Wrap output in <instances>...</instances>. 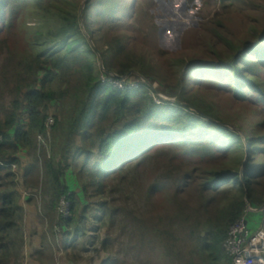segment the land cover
<instances>
[{"label": "rangeland", "instance_id": "374dc122", "mask_svg": "<svg viewBox=\"0 0 264 264\" xmlns=\"http://www.w3.org/2000/svg\"><path fill=\"white\" fill-rule=\"evenodd\" d=\"M44 1L45 9L51 13L71 7L78 13L82 33L100 53L97 60L100 70L104 67L101 55L110 50L107 42L114 43L124 37L126 53L138 61L125 77L147 81L149 95L155 102L158 96L167 99L160 104L156 102L157 105L171 102L176 107L186 105L195 113L206 111L216 118L214 122L218 126L238 132L247 142L251 134L250 142L254 146L257 133L264 137V126H260L264 119L256 117V106L237 102L233 92L221 87L223 83L233 85L237 79L215 70L199 76L188 71L193 63H210L211 70L218 64H230L235 47L247 48L262 37L264 0H139L135 18L117 27L111 25V20L104 19V23L96 15L97 5H91L90 32L84 12L91 0ZM42 9L38 0H12L8 8L9 15L16 12L17 17L5 33L7 43L0 47V116L11 108L17 96L23 98L35 79L40 80L44 75L40 72L37 77L36 49L30 45L32 36L46 24L39 13ZM147 67L154 68L148 79L142 75ZM108 73L116 74V71ZM191 76L195 78L190 79ZM183 86L186 92L182 91ZM249 98L254 102L259 99L258 96L252 99L251 93L247 94ZM188 100L195 106L187 105ZM49 112L48 117L55 120L57 112L53 109ZM42 152L35 139L22 155L25 160L12 169L16 175L14 185L6 180L3 183L11 186L9 190L18 192L20 206L24 208L23 245L15 249L16 264H232L223 245L212 247V259L208 258L209 252L207 256L201 250L203 242L199 238L211 229L217 207L204 208L196 184L192 183L199 175L198 179L204 178L205 169L196 166L207 164L183 161V148L179 144L152 149L145 158L134 161L124 174L106 182L101 195L95 192L93 175L81 171L84 157L77 160L68 174L77 182L72 191L80 204L77 219L80 221L84 215L88 219L81 225H73L68 238L63 237L60 228H52V221L56 224L57 217H61L58 209L52 213L45 207L48 197L45 198L42 184L38 187L35 177L24 178L25 163L30 162L28 168L36 158L40 163ZM96 161L92 158L88 167L95 166ZM221 168L222 165L218 166ZM106 203L108 206L101 211V204ZM31 207L35 208V214L30 213ZM87 207H90L88 213H81ZM95 216L105 217L103 228L96 229ZM248 223L256 231L262 223V214L252 215ZM78 229L81 233L77 242L72 243ZM96 234L100 242H106V248L102 242L95 246L92 238Z\"/></svg>", "mask_w": 264, "mask_h": 264}, {"label": "trees", "instance_id": "16d2710c", "mask_svg": "<svg viewBox=\"0 0 264 264\" xmlns=\"http://www.w3.org/2000/svg\"><path fill=\"white\" fill-rule=\"evenodd\" d=\"M38 1L43 8L39 13L46 24L32 36L30 45L36 49L37 77L40 72L44 75L40 80L35 79L23 98L17 96L11 108L0 116V135L4 138L0 147V264H16L18 253L15 249L23 245L21 226L24 219L18 192L9 190L11 186L3 183L6 180L14 185L16 175L11 166L23 161L21 154L25 155L38 136L46 137L50 109L57 113L48 147L43 149L40 163L36 158L32 166L25 167L24 178L35 177L38 187L42 184L45 198L48 197L45 207L52 213L57 212L62 197L71 201L74 217H57L56 224L52 221V228H60L63 237L68 238L73 225H81L88 219L86 215L80 221L77 219L80 204L72 193L73 184L77 182L68 174L80 158L84 157L85 161L81 171L93 175L95 192L101 195L106 182L124 174L134 161L145 158L152 149L179 144L183 148V161L190 159L207 164L196 166L205 169L204 178L198 179L199 175L192 183L196 184L204 208L217 207L211 229L199 238L203 242L201 250L207 256L209 252L208 258L212 259V247L222 248L231 226L244 216L249 221L256 214L249 208L259 210L264 205V137L257 133L254 146L255 143L250 142L251 134L247 142L238 132L218 126L214 122L216 118L206 111L201 110L212 121H206L186 105L178 104L180 110L171 102L159 106L149 95L145 82L135 91L102 86L103 72L97 61L100 53L82 33L78 13L73 7L59 8L58 12L51 13L45 9L44 0ZM138 1L91 0L84 12L87 31L90 32L91 5H97L96 15L104 23V19L111 20V25L117 27L135 18ZM11 5L12 0H0L1 49L7 43L5 33L17 17L16 12L9 15ZM127 27L125 25V29ZM124 40L122 37L114 43L107 42L110 50L101 55L106 72L116 71L126 76L138 63L134 55L126 53ZM256 41L247 48L233 46L230 64H218L211 70L210 63H193L188 71L198 76L213 73V70L221 75L229 73L237 82L226 86L223 83L222 89L233 92L237 102L256 106V117L264 119V35ZM153 67H147L142 75L148 79ZM182 91L186 92L187 88L183 86ZM248 93L252 94V99L258 96V101L247 99ZM186 104L195 106L189 100ZM260 126H264V122ZM92 158L97 161L90 168L88 163ZM220 165L221 170L218 169ZM107 206V203L101 204V211ZM89 208L81 213H88ZM103 215L109 216V213ZM103 217L95 216L96 229L106 225ZM80 233L78 229L72 243L77 242ZM99 238V234L92 238L95 246L102 242L106 248V242H100Z\"/></svg>", "mask_w": 264, "mask_h": 264}, {"label": "built area", "instance_id": "2783aa9c", "mask_svg": "<svg viewBox=\"0 0 264 264\" xmlns=\"http://www.w3.org/2000/svg\"><path fill=\"white\" fill-rule=\"evenodd\" d=\"M101 71L103 72L101 76L102 86H109L117 91H135L144 83L143 80H133L118 74H110L105 71L104 67L101 68ZM158 99L156 100L157 104L167 100L161 96H158ZM54 124V118L48 117L46 120V137L40 135L37 138L39 146L43 149L48 147L49 136ZM3 143L4 138L0 135V147ZM11 167L12 169L16 168L15 165ZM58 206L61 219L71 218V201L68 197H62ZM259 210L249 208L250 212L256 214H259ZM261 214L263 216L262 223L259 228L256 227V231L249 228V223L246 224V216L236 221L229 229L223 248L232 264H264V211Z\"/></svg>", "mask_w": 264, "mask_h": 264}, {"label": "water", "instance_id": "95a60500", "mask_svg": "<svg viewBox=\"0 0 264 264\" xmlns=\"http://www.w3.org/2000/svg\"><path fill=\"white\" fill-rule=\"evenodd\" d=\"M128 76H131V75H128ZM144 82H145V81H144ZM145 83H146L147 85H149V83H148L147 81H146ZM197 113L200 114L202 117H205L206 119L212 121V119L206 117L203 113H201V112H199V111H197ZM263 211H264V207H262V208L259 210V213H261V212H263ZM247 223H248V221H246V224H247Z\"/></svg>", "mask_w": 264, "mask_h": 264}, {"label": "crops", "instance_id": "0c3cea01", "mask_svg": "<svg viewBox=\"0 0 264 264\" xmlns=\"http://www.w3.org/2000/svg\"><path fill=\"white\" fill-rule=\"evenodd\" d=\"M21 155H24V154H21ZM23 160H25V159H23ZM29 163H30V162H26V163H25V166L28 167ZM29 211H30L31 214H35V212H36L34 207H31V208L29 209ZM256 226H257V225H256Z\"/></svg>", "mask_w": 264, "mask_h": 264}, {"label": "clouds", "instance_id": "9594fccd", "mask_svg": "<svg viewBox=\"0 0 264 264\" xmlns=\"http://www.w3.org/2000/svg\"><path fill=\"white\" fill-rule=\"evenodd\" d=\"M261 209V208H260ZM263 217V216H262Z\"/></svg>", "mask_w": 264, "mask_h": 264}]
</instances>
